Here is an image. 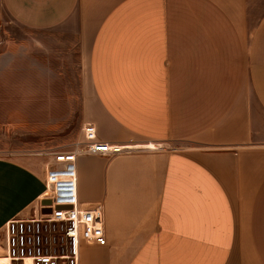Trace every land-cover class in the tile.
<instances>
[{"label":"crops","instance_id":"1","mask_svg":"<svg viewBox=\"0 0 264 264\" xmlns=\"http://www.w3.org/2000/svg\"><path fill=\"white\" fill-rule=\"evenodd\" d=\"M6 15L84 74L73 146L91 124L135 149L73 162L107 239L80 264H264V0H0ZM45 192L0 157V232Z\"/></svg>","mask_w":264,"mask_h":264},{"label":"rangeland","instance_id":"2","mask_svg":"<svg viewBox=\"0 0 264 264\" xmlns=\"http://www.w3.org/2000/svg\"><path fill=\"white\" fill-rule=\"evenodd\" d=\"M53 40L52 32L33 31L8 15L0 24V157L45 176L56 166L54 155L74 147L81 128L74 86L84 74L56 57Z\"/></svg>","mask_w":264,"mask_h":264},{"label":"built area","instance_id":"3","mask_svg":"<svg viewBox=\"0 0 264 264\" xmlns=\"http://www.w3.org/2000/svg\"><path fill=\"white\" fill-rule=\"evenodd\" d=\"M82 137V142L69 152L54 155L56 166L46 173L43 199L50 204L42 205L41 200L31 211L3 225L0 261L4 264H80L81 246L106 245L101 209H84L76 200L73 162L77 156H118L135 149L98 141L96 128L91 124L82 128Z\"/></svg>","mask_w":264,"mask_h":264},{"label":"water","instance_id":"4","mask_svg":"<svg viewBox=\"0 0 264 264\" xmlns=\"http://www.w3.org/2000/svg\"><path fill=\"white\" fill-rule=\"evenodd\" d=\"M49 204H50V202L47 201V200H43V201H42V205H49Z\"/></svg>","mask_w":264,"mask_h":264},{"label":"bare ground","instance_id":"5","mask_svg":"<svg viewBox=\"0 0 264 264\" xmlns=\"http://www.w3.org/2000/svg\"><path fill=\"white\" fill-rule=\"evenodd\" d=\"M59 179H67V178H59ZM52 181H54V179H52ZM49 193V192H48Z\"/></svg>","mask_w":264,"mask_h":264}]
</instances>
